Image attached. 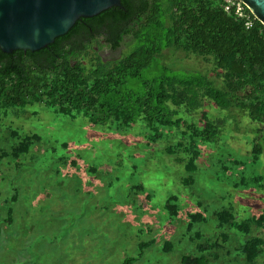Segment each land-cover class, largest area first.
<instances>
[{"label": "rangeland", "instance_id": "obj_1", "mask_svg": "<svg viewBox=\"0 0 264 264\" xmlns=\"http://www.w3.org/2000/svg\"><path fill=\"white\" fill-rule=\"evenodd\" d=\"M100 40L106 61L131 50L128 40L116 50ZM163 63L215 77L213 61L176 48L165 51ZM203 110L211 120L227 118V130L218 145L200 147L199 169L192 172L177 159L186 157L183 152L166 151L176 138L145 148L149 140L140 127L116 132L40 104L9 109L0 121V264H123L152 240L134 264H183L187 256H203L206 264H249L240 247L250 236L264 239V222H252L245 236L220 227L217 212L230 210L238 220L264 215V126L240 109L224 112L206 101ZM33 135L40 139L30 152L13 159V148ZM255 137L263 146L257 163ZM172 196L178 198L175 219L165 210ZM197 213L205 221L188 231L189 215ZM208 244L214 248L201 252ZM256 262L264 264V246Z\"/></svg>", "mask_w": 264, "mask_h": 264}, {"label": "trees", "instance_id": "obj_2", "mask_svg": "<svg viewBox=\"0 0 264 264\" xmlns=\"http://www.w3.org/2000/svg\"><path fill=\"white\" fill-rule=\"evenodd\" d=\"M121 2L122 7L81 18L66 35L39 51L8 54L0 48V121L11 108L40 104L73 119L82 115L92 126L116 132L140 127L149 140L145 148L176 138L166 151L172 156L183 152L186 157L177 159L192 172L199 169L200 147H214L224 140L227 118L211 120L203 110L206 101L224 112L232 108L245 111L251 123L264 126V24L245 4L241 3L253 22L251 28L245 18L237 16L236 7L230 13L225 11L224 0ZM100 39L114 50L128 40L131 50L116 62L106 61L100 54ZM171 48L213 61L215 77L166 66L164 54ZM155 69L156 74L151 73ZM146 71H150L148 77L143 75ZM198 111L201 116L196 120ZM39 139V135L22 139L9 155L19 159ZM257 140L255 137L254 163L263 154ZM246 181L243 179V185ZM13 198L12 203L17 195ZM177 199L172 196L166 201L170 219L179 216L173 203ZM13 212L9 206L8 222H13ZM217 219L220 227L247 236L251 223L262 225L264 215L238 220L232 211L223 209L217 212ZM203 221L200 213L189 215L188 231ZM155 242H141L138 257ZM263 246V238L250 236L240 252L249 264H256ZM213 248L209 244L199 247L201 252ZM138 257H129L123 264H134ZM183 264H206V260L187 256Z\"/></svg>", "mask_w": 264, "mask_h": 264}, {"label": "water", "instance_id": "obj_3", "mask_svg": "<svg viewBox=\"0 0 264 264\" xmlns=\"http://www.w3.org/2000/svg\"><path fill=\"white\" fill-rule=\"evenodd\" d=\"M264 24V0H240ZM121 0H0V48L39 51L66 35L84 17H95Z\"/></svg>", "mask_w": 264, "mask_h": 264}, {"label": "built area", "instance_id": "obj_4", "mask_svg": "<svg viewBox=\"0 0 264 264\" xmlns=\"http://www.w3.org/2000/svg\"><path fill=\"white\" fill-rule=\"evenodd\" d=\"M226 2L225 11L230 13L233 7H236V14L239 18H245L246 19V26L248 28H251L253 26V22L246 16L244 12L243 2L238 3L235 0H224Z\"/></svg>", "mask_w": 264, "mask_h": 264}]
</instances>
